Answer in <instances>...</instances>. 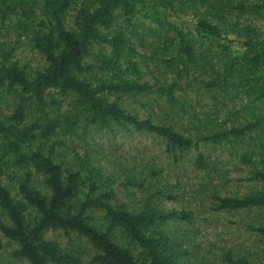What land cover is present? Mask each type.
Returning <instances> with one entry per match:
<instances>
[{"label":"trees","instance_id":"1","mask_svg":"<svg viewBox=\"0 0 264 264\" xmlns=\"http://www.w3.org/2000/svg\"><path fill=\"white\" fill-rule=\"evenodd\" d=\"M243 14L264 17V0H0V30L9 20L15 31L29 33L45 61L27 72L0 34V89L15 101L8 114L0 112V234L14 244L13 264H83L45 238L54 230L85 238L95 251L89 264H187L191 258L165 228L172 219L189 221L190 212L158 207L162 198L151 191L157 173L124 177L145 194L138 206L129 210L114 200L110 177L90 158L89 129L153 133L174 163L195 151V170L219 178L226 174L221 160L212 161L202 147H228L239 152L247 179L259 188L221 197L207 181L199 193L215 211L264 208V37L240 23ZM134 20L154 24L147 62L162 70V81H140L127 31ZM151 91L183 123L139 119L119 103ZM64 100L60 112L55 105ZM64 132L81 144L82 155L65 156ZM252 229L264 243V222ZM223 255L226 264H264Z\"/></svg>","mask_w":264,"mask_h":264},{"label":"rangeland","instance_id":"2","mask_svg":"<svg viewBox=\"0 0 264 264\" xmlns=\"http://www.w3.org/2000/svg\"><path fill=\"white\" fill-rule=\"evenodd\" d=\"M12 19L15 21V16H12ZM8 21L0 30V34L3 37L2 40H6L7 47L14 48L13 60L29 73L43 68L45 61L38 50L32 46L29 33L15 31ZM240 23L250 25L260 38L264 37V17L243 14ZM131 24L127 31L130 44L135 50L134 58L138 60L143 73L140 81L153 82L154 78L162 81L160 79L162 70L159 67L154 68L152 63L147 62L150 59V44L155 42L154 34L150 29L154 27V24L142 20H134ZM225 28L231 30L230 26ZM108 51L109 49L105 47L104 52ZM140 55L143 57H139ZM49 95H52L51 98L55 101L59 102L61 99V96L55 92H50ZM112 99L114 100L115 97H110V100ZM238 99L239 97L235 100ZM14 103V95L1 88V114H8L13 109ZM119 103L128 113L139 119H150L156 124L183 123L181 119L173 115L172 111L165 108L164 99L159 98L153 91L137 96L121 97ZM67 105L68 101L64 100L55 107L62 112ZM242 114L247 117L246 113ZM77 131L82 132L78 128ZM63 135L66 142L65 156L69 158L73 152L82 155L84 148L81 144L75 142L74 138L73 142H70L67 139L70 137L68 132H64ZM85 138L89 144L87 147L91 151L90 158L93 166L101 174L110 177L111 181L107 184V188L115 191L114 200L118 203L124 204L129 210L135 204L138 206L139 200L143 199L145 194L138 188L125 185L124 177L130 174L139 176L141 172L144 174L149 172L151 175L157 173L155 178L158 179V183L152 185L151 191L158 194L155 195L156 198H162L157 199L159 208L167 212L181 210L190 212L189 221L172 219L165 227L168 231L175 232L182 248H188L191 251V258L188 261L186 259L187 264H205L210 261L226 264L223 263L224 253L230 254L234 260L245 258L254 263L264 262L262 253L264 243L260 241L262 237L252 229L264 222V208L215 211L214 203L209 197L199 193L202 182L207 181L217 185L215 190L221 197L240 196L254 188H259L247 179L248 167L240 165L239 152L232 149L230 151L225 146L204 145L202 147V151L212 161L218 164L221 160V166L226 174L219 178L213 173L204 176L202 172L195 170L192 163L195 151L185 153L177 163H174L165 153L163 141L153 133L132 130L126 133L119 129L100 132L89 129ZM32 177V183H37V186L42 189L43 187L39 185L40 176L33 173ZM145 186H147L146 183ZM158 190L165 192V195L171 198L161 196ZM12 192H15V188ZM100 215L99 210L94 212V216ZM0 238L4 244V248L0 250V264H13L14 260L10 256V251L14 248V244L1 234ZM45 238L62 249L72 252L82 260L83 264H89L90 258L95 253L85 238H79L75 234H65L61 230H54L46 232Z\"/></svg>","mask_w":264,"mask_h":264}]
</instances>
